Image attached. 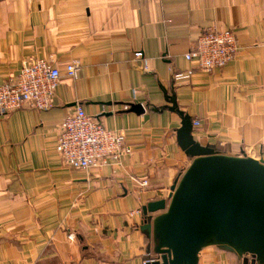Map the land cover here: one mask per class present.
<instances>
[{
    "label": "crops",
    "instance_id": "0c3cea01",
    "mask_svg": "<svg viewBox=\"0 0 264 264\" xmlns=\"http://www.w3.org/2000/svg\"><path fill=\"white\" fill-rule=\"evenodd\" d=\"M208 26L232 30L238 48L203 72L184 54ZM42 57L62 72L53 105L0 115V264L153 257L142 207L167 199L192 160L172 101L199 120L200 145L264 160V0H0V83ZM76 104L124 136L119 163L76 170L57 154L59 123ZM204 249L197 264H233Z\"/></svg>",
    "mask_w": 264,
    "mask_h": 264
},
{
    "label": "water",
    "instance_id": "95a60500",
    "mask_svg": "<svg viewBox=\"0 0 264 264\" xmlns=\"http://www.w3.org/2000/svg\"><path fill=\"white\" fill-rule=\"evenodd\" d=\"M180 115V148L192 160L171 185L167 199L142 207L141 230L158 259L147 264H197L208 246L234 252L247 264H264V160L228 155L200 145L190 116ZM155 214V215H153Z\"/></svg>",
    "mask_w": 264,
    "mask_h": 264
},
{
    "label": "built area",
    "instance_id": "2783aa9c",
    "mask_svg": "<svg viewBox=\"0 0 264 264\" xmlns=\"http://www.w3.org/2000/svg\"><path fill=\"white\" fill-rule=\"evenodd\" d=\"M237 39L232 30H218L208 26L199 33L193 47L184 54L185 59L193 61L194 68L200 71L220 69L230 61L237 51ZM141 51L133 53L139 59ZM76 61L65 66L64 74L75 76ZM146 69V64L143 65ZM192 69L186 73L191 74ZM183 72H175L174 78L183 77ZM62 77L59 67L51 59L31 58L16 75H11L0 83V115L29 105L39 110H47L53 105L55 91ZM56 137V152L63 162L72 169H89L93 166H106L110 161L119 163L130 153V146L118 131L106 129L93 115L85 112L84 107L76 104L60 121ZM199 126V120H193ZM144 179L141 182L146 184ZM136 213L141 214V210ZM158 258V257H157ZM157 258L149 257L143 264Z\"/></svg>",
    "mask_w": 264,
    "mask_h": 264
},
{
    "label": "rangeland",
    "instance_id": "374dc122",
    "mask_svg": "<svg viewBox=\"0 0 264 264\" xmlns=\"http://www.w3.org/2000/svg\"><path fill=\"white\" fill-rule=\"evenodd\" d=\"M205 251L208 250L207 252L213 251V252H217V253H223V256H226V259L230 258L231 262H233V264H242V259L237 258L236 256H234L232 253H229L227 251H221L220 249H217L214 246H208L207 248L204 249ZM154 258H157V255L154 254L153 256ZM247 258L249 259L250 257L247 256ZM158 259V258H157ZM248 263V262H247Z\"/></svg>",
    "mask_w": 264,
    "mask_h": 264
},
{
    "label": "trees",
    "instance_id": "16d2710c",
    "mask_svg": "<svg viewBox=\"0 0 264 264\" xmlns=\"http://www.w3.org/2000/svg\"><path fill=\"white\" fill-rule=\"evenodd\" d=\"M216 248H217V249H220V248H218V247H216ZM220 250H221V251H224V252L227 251V252H229V253H232V254H233L234 256H236L237 258H240V257H239L238 255H236L234 252H231V251H228V250H223V249H220ZM249 257H250V256H249ZM240 259H242V257H241ZM250 259H251V258L248 259V263H247V264H251V263H250ZM242 260H243V259H242ZM242 264H243V261H242Z\"/></svg>",
    "mask_w": 264,
    "mask_h": 264
}]
</instances>
